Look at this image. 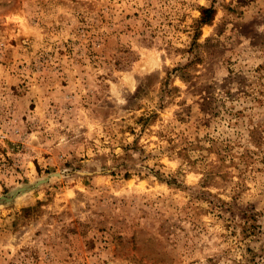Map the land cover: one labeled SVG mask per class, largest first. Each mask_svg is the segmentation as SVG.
<instances>
[{
    "label": "rangeland",
    "instance_id": "rangeland-1",
    "mask_svg": "<svg viewBox=\"0 0 264 264\" xmlns=\"http://www.w3.org/2000/svg\"><path fill=\"white\" fill-rule=\"evenodd\" d=\"M1 197L0 264H264V0H0Z\"/></svg>",
    "mask_w": 264,
    "mask_h": 264
},
{
    "label": "trees",
    "instance_id": "trees-1",
    "mask_svg": "<svg viewBox=\"0 0 264 264\" xmlns=\"http://www.w3.org/2000/svg\"><path fill=\"white\" fill-rule=\"evenodd\" d=\"M215 15V9L212 6H200V15L196 20L197 27L199 28L203 24L210 23ZM195 34H198V29Z\"/></svg>",
    "mask_w": 264,
    "mask_h": 264
},
{
    "label": "water",
    "instance_id": "water-1",
    "mask_svg": "<svg viewBox=\"0 0 264 264\" xmlns=\"http://www.w3.org/2000/svg\"><path fill=\"white\" fill-rule=\"evenodd\" d=\"M2 198L5 199V200H10V199H11V198H8V197H1L0 200H1Z\"/></svg>",
    "mask_w": 264,
    "mask_h": 264
}]
</instances>
